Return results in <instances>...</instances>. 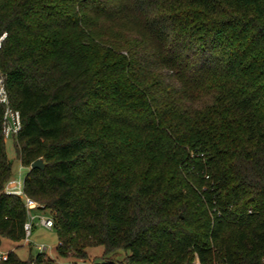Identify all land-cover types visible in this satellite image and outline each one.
<instances>
[{
  "label": "trees",
  "instance_id": "trees-1",
  "mask_svg": "<svg viewBox=\"0 0 264 264\" xmlns=\"http://www.w3.org/2000/svg\"><path fill=\"white\" fill-rule=\"evenodd\" d=\"M0 39L28 170L8 192L0 104V246L24 241L26 196L59 257L264 264V0H0Z\"/></svg>",
  "mask_w": 264,
  "mask_h": 264
},
{
  "label": "rangeland",
  "instance_id": "rangeland-1",
  "mask_svg": "<svg viewBox=\"0 0 264 264\" xmlns=\"http://www.w3.org/2000/svg\"><path fill=\"white\" fill-rule=\"evenodd\" d=\"M134 29H140V23L136 19L130 21ZM6 153L9 159L12 161V177L7 183L6 187L11 189H22L23 179L27 173V168L23 167L16 157L13 139L10 136L6 137ZM35 215L33 222L32 234L29 238L30 243L26 244L24 241L21 244L16 245V254L22 260H27L30 256L34 257L38 253H42L37 246L45 245L48 247L47 251L44 253L47 254L48 258L53 261L54 264H91L94 261H101V257L104 254L103 246H95L87 249L86 259H74L72 257L63 258L59 257L56 252L58 246V236L56 229H47L38 224V217L44 216L46 218L51 217V211L48 209H34L31 211ZM13 243L9 240H4V245L0 247V250L5 251L6 248H10V244ZM127 253L123 250H116L115 252L109 254L107 258L114 263H123Z\"/></svg>",
  "mask_w": 264,
  "mask_h": 264
},
{
  "label": "built area",
  "instance_id": "built-area-1",
  "mask_svg": "<svg viewBox=\"0 0 264 264\" xmlns=\"http://www.w3.org/2000/svg\"><path fill=\"white\" fill-rule=\"evenodd\" d=\"M0 104L5 106V114L3 121L5 137L10 136L13 138L18 133L21 127V123L18 112H13L10 109L9 97L5 87V77L1 72V70H0ZM15 194L22 195L21 191H18ZM24 201L27 210V220L24 223V233H25L24 242L29 244L30 243L29 238L32 234L33 222L35 219V215H33L31 211L37 208V204L34 200L26 196H24ZM38 224L47 229L54 228V220L52 217L46 218L44 216H39ZM37 248L41 252H45L48 249V247L45 245H38ZM6 258H7V253L0 251V260H6ZM195 264H198V262H196Z\"/></svg>",
  "mask_w": 264,
  "mask_h": 264
},
{
  "label": "crops",
  "instance_id": "crops-1",
  "mask_svg": "<svg viewBox=\"0 0 264 264\" xmlns=\"http://www.w3.org/2000/svg\"><path fill=\"white\" fill-rule=\"evenodd\" d=\"M6 190L8 191V192H11V193H16V192H18V191H21V189H11V188H7L6 187ZM4 240L2 241V245L0 246V247H2L4 244ZM10 250H13V251H15L16 252V245H15V243H11L10 244V248H6V250L5 251H2V250H0V251H2V252H5V253H7L8 251H10Z\"/></svg>",
  "mask_w": 264,
  "mask_h": 264
},
{
  "label": "water",
  "instance_id": "water-1",
  "mask_svg": "<svg viewBox=\"0 0 264 264\" xmlns=\"http://www.w3.org/2000/svg\"><path fill=\"white\" fill-rule=\"evenodd\" d=\"M30 168H38V169H43L44 168V162L42 158L36 159L33 161L30 165Z\"/></svg>",
  "mask_w": 264,
  "mask_h": 264
}]
</instances>
